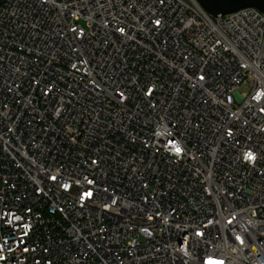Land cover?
<instances>
[{"label":"built area","instance_id":"obj_1","mask_svg":"<svg viewBox=\"0 0 264 264\" xmlns=\"http://www.w3.org/2000/svg\"><path fill=\"white\" fill-rule=\"evenodd\" d=\"M0 264H264V14L0 0Z\"/></svg>","mask_w":264,"mask_h":264},{"label":"water","instance_id":"obj_2","mask_svg":"<svg viewBox=\"0 0 264 264\" xmlns=\"http://www.w3.org/2000/svg\"><path fill=\"white\" fill-rule=\"evenodd\" d=\"M211 16H227L246 8H255L264 14V0H196Z\"/></svg>","mask_w":264,"mask_h":264},{"label":"rangeland","instance_id":"obj_3","mask_svg":"<svg viewBox=\"0 0 264 264\" xmlns=\"http://www.w3.org/2000/svg\"><path fill=\"white\" fill-rule=\"evenodd\" d=\"M239 92L240 93H247V92H249V89H248V87L243 86V87L240 88Z\"/></svg>","mask_w":264,"mask_h":264},{"label":"snow or ice","instance_id":"obj_4","mask_svg":"<svg viewBox=\"0 0 264 264\" xmlns=\"http://www.w3.org/2000/svg\"><path fill=\"white\" fill-rule=\"evenodd\" d=\"M251 158V157H250Z\"/></svg>","mask_w":264,"mask_h":264}]
</instances>
